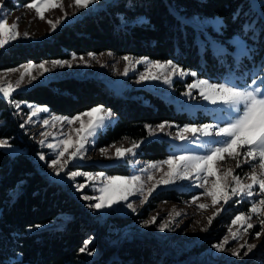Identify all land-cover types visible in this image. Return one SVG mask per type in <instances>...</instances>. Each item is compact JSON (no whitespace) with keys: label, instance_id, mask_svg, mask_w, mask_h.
Returning a JSON list of instances; mask_svg holds the SVG:
<instances>
[{"label":"trees","instance_id":"16d2710c","mask_svg":"<svg viewBox=\"0 0 264 264\" xmlns=\"http://www.w3.org/2000/svg\"><path fill=\"white\" fill-rule=\"evenodd\" d=\"M260 1L262 14L252 8L250 0H115L96 13L63 26L49 39L34 44L15 43L1 51L0 70L28 61L66 59L73 53L109 50L117 55L170 59L200 76L219 80L224 65L211 50L200 51L198 28L191 18L219 16L222 24L216 35L231 47L234 43L229 39L237 34L248 36L245 25L254 22L256 37L250 38L255 43V55L264 57V0ZM13 96L70 116L97 105L110 108L117 119L100 133L98 147L125 137L143 140L139 156L148 160L163 159L169 150L168 140L151 138L145 125L192 120L158 93L137 88L115 94L94 76L51 79ZM18 117L11 103L0 96V137L26 149L13 154L0 148V264H178L146 240L109 246L108 236L130 223L129 217L110 215L100 222L88 201L46 176L34 159L37 148L25 139ZM106 167L110 173L131 171L127 163ZM167 195L175 197L174 192ZM89 237L95 240L88 244V251L80 252ZM95 251L97 254L93 255Z\"/></svg>","mask_w":264,"mask_h":264},{"label":"rangeland","instance_id":"374dc122","mask_svg":"<svg viewBox=\"0 0 264 264\" xmlns=\"http://www.w3.org/2000/svg\"><path fill=\"white\" fill-rule=\"evenodd\" d=\"M115 0H94V3L89 5L86 9H78L74 6L73 0H63V8H56L45 13V19H39L34 10H30L25 7L26 4L30 3L31 0H4L3 7L0 8V17H6L9 25L13 23H18V30L21 33L19 38L11 41L3 48H0V52L7 49L15 43H38L52 37V35L65 25L72 24L73 22L85 17L88 14L96 13L100 9L104 8L108 4ZM252 8L257 10L260 14V0H250ZM65 11L68 13L67 17L62 20L61 24L57 26L55 31L51 29V26L47 23V20L55 21L58 18L64 16ZM19 18V20L17 19ZM194 25L198 28L197 30V43L201 52L204 50H211L219 60V63L224 65V70L222 76L219 80L213 77H203L198 75L197 71L191 68H180L184 70H191L197 73V77L187 75L184 77H174L173 83L171 85L163 83L160 81H140V73L145 71L147 67L145 64H133L128 65L126 61L122 59L125 55L131 56L133 60H137L142 57L147 56H135L131 54L117 55L112 51L105 50L101 52H88L85 54H77V59L73 60V54L66 59L72 62V67H55L52 68L51 61L57 59L45 60L48 61L46 65L51 70L49 72L40 74V69H33L32 74L37 76L35 81L28 83L27 81L30 77H25V82L21 85L19 89L12 93V99L17 102H26L27 104H33L37 106H46L42 104L32 103L28 101H20L14 98V94L17 91L25 90L33 87L37 83L48 82L51 79H56L68 75L76 76H94L104 81L106 86L111 89L115 94H123L125 92L130 93V91L137 88H145L151 90L152 92L158 93L163 96L166 100L173 103L175 109L179 111L186 112L190 117L191 121H186L184 123H179L175 121H168L173 124L172 128H166L165 132L157 133L151 136V138H164L168 140V150L169 155H179L186 151H196L203 154L206 149H200L199 144H194L191 142L180 141L175 137V133L178 131L176 125L183 127L185 124H204V123H221L222 120L228 117L226 111H222L219 106L211 105L206 101H203L199 97L198 90H193V97H187L184 93L187 91V85L192 83L195 79H208L214 83H236V84H247L251 85L252 79L259 77H264V57H259L255 55V43L250 37H256L255 23H247L245 25L246 33L248 36L234 35L231 42L234 43L233 47L222 40L216 35V32L221 30L222 19L219 16H202L191 18ZM213 28V29H211ZM253 29L254 31H250ZM27 32L28 36H24L23 33ZM258 51V50H257ZM89 53H95V58L89 55ZM84 57V60L88 63H84L79 59V57ZM149 58V57H148ZM150 60H157L151 59ZM170 60V59H168ZM159 61H167L160 60ZM172 61V60H171ZM29 62L40 64L42 62L28 61L20 64L17 67L9 69H18L21 65L27 64ZM177 64L176 62H174ZM178 65V64H177ZM126 66L130 67L128 75H123L124 68ZM9 69L0 70V78H3L4 82L12 81L13 83L19 78L20 72H9ZM23 71V69H20ZM259 85V80H257ZM1 97L2 94H0ZM13 112L19 116L21 119V124L25 127L22 131L25 133V139L32 142L37 148L34 151V159L38 164L40 170L48 176L50 179L56 182L62 183L67 189H69L75 195L82 198V195H99L98 191H93L92 188L86 187L83 192H78L74 188V183H83V177H77L76 181L73 182L70 178L66 176L55 177L53 174V169L48 167L51 159L55 158V150L47 148V143H56V138H66L61 135V133H67L70 128L75 129L80 126L79 122H75L73 125L69 126L67 124H61L60 122H55V127H45L42 124L43 119L50 118L53 116H64L72 117L70 115L59 114L53 112L49 109L48 113H40L37 117H34L31 122H28V115L30 109L25 103L20 104V108L17 109L14 104H11ZM100 106V105H97ZM103 106V105H102ZM96 107V106H94ZM105 109H110L103 106ZM93 108V107H92ZM91 109V108H90ZM88 109V110H90ZM85 110L83 112H86ZM112 111V110H111ZM113 112V111H112ZM82 113V112H81ZM80 114V113H78ZM75 114L73 116H76ZM87 120V117H84ZM117 119V115L113 112V116L110 122L106 123V126L102 128L95 136L94 143H89L86 145V154L84 159H78L70 162L68 165V171H83L99 173L104 172L107 176H130V175H141L142 179H147L148 172H143V169L148 167L150 162L161 161L160 160H148L146 158H141L139 156V148L136 150V155L133 157L131 155L124 159H117L114 156L116 147H131V140L125 139L110 145H104L98 147L100 141V133L104 131L109 125H113ZM1 122V120H0ZM165 122V121H163ZM162 123V122H161ZM160 124V123H159ZM158 125V124H157ZM156 126V125H155ZM153 126V127H155ZM21 129V127H20ZM42 132H52L54 136H50L46 140L44 146L39 144V141L43 139L40 135ZM171 132L173 135H168ZM73 139H75L74 132L72 133ZM55 137V138H54ZM0 139H7L2 138ZM209 138H202L203 141H207ZM12 145L11 149L2 148L10 153L17 154L20 151H26L21 147L13 144L10 139H7ZM115 145V147H112ZM107 148L109 150V157L104 156L100 149ZM37 150V151H36ZM74 151V148H69V152ZM44 153L46 159L40 160L39 153ZM67 155V154H66ZM129 164L131 171L128 174L121 173H110L106 166H113L119 164ZM88 164H96L99 166L97 169H89ZM223 167H235V161L229 160ZM106 167V168H105ZM163 171H167V165L163 166ZM250 171L248 165H244L242 168L236 169L235 174H242ZM157 179L163 174L162 171L152 170V173ZM211 179V178H210ZM250 182V181H245ZM97 186H101L99 181L95 182ZM152 182H148L147 186H150ZM175 193V197H169L167 193ZM202 192L196 184L191 181H178L176 184L168 186H159L149 197L147 203L141 204V197L139 195H134L129 198V202H134V206L137 208L136 212L124 207L123 204L113 206L112 209L103 210H93V214L96 220L103 222L110 215L129 217L130 223L124 227L117 228L113 235L108 236L107 243L109 246L122 247L135 243L137 240H146V242H151L155 245L157 250L169 254L171 257L175 258L178 264H264V233H261L259 238L255 236L256 232L261 231V225L258 222L256 215L252 216L251 223H253L254 228L249 229L247 234L243 233V229H240L242 234V239L232 240L230 239L229 244L226 248H236L239 244H243L247 241L249 244H255L257 247L253 249L251 253L244 256L243 253L247 249H241V256L236 257L231 254V252L217 251L213 245L218 244L223 241L225 236H230L228 229L231 226L232 231H236L240 226L231 225V220L240 212L248 213L251 207L252 200L245 199L239 203L235 202L234 198L229 201L228 204L223 205V211L215 217L208 231H202L201 229L207 226L208 217L213 214L215 207L211 206L210 197L201 196L198 203L209 204L210 207L205 210H199L195 204H192V198L197 196ZM89 203H95L96 201H88ZM216 207H220L217 205ZM173 208L176 211L182 213L181 216L175 218V222L172 224L170 229L161 231L158 227L164 219H167L169 213L172 212ZM152 216H158L156 224L145 226L143 221L149 220ZM61 221L60 224H64ZM199 221V223H197ZM114 228H112L113 230ZM94 237H89L87 241H94ZM204 248V250H202ZM195 249V251H194ZM199 251H198V250ZM97 254V251L93 255ZM184 259H181L183 258ZM250 257H254V260L249 261ZM34 264V263H28Z\"/></svg>","mask_w":264,"mask_h":264},{"label":"snow or ice","instance_id":"6c2138e0","mask_svg":"<svg viewBox=\"0 0 264 264\" xmlns=\"http://www.w3.org/2000/svg\"><path fill=\"white\" fill-rule=\"evenodd\" d=\"M4 0H0V8L3 7ZM94 0H73V4L78 9H86L93 4ZM26 8L34 10L36 16L44 20L45 13L56 9L63 8V0H31L25 5ZM68 13L65 11L64 16L53 20H47L51 29L55 31L62 20L67 17ZM19 20V18H17ZM21 33L18 30V23L8 24L6 17H0V48L11 41L19 38ZM28 36V33H23ZM95 58V53H89ZM73 60L77 57L72 56ZM84 63V57H79ZM129 66L133 64H145L147 67L145 71L140 73V81H160L171 85L174 77H184L191 75L197 77V73L191 70H184L179 65L171 60L159 61L150 60L148 57H142L133 60L131 56L125 55L122 57ZM48 61L40 64L29 62L23 64L18 69H9V72H20L19 78L15 83L12 81L4 82L0 78V94L9 103L14 104L17 109L20 108L21 103H25L30 109L28 115V122H31L34 117L40 113H48L47 106H37L27 104L26 102L14 101L12 93L19 89L25 82V77L30 79L27 81L31 83L37 79L33 75V69H40V74L43 75L51 69L47 67ZM52 68L55 67H72V62L69 60H53L51 61ZM126 66L123 75H128L130 67ZM23 69V71H20ZM264 71V68H261ZM259 80V85L257 84ZM193 90H198L199 97L203 101L211 105H217L222 111L228 113V117L222 120L221 123H204V124H185L183 127L176 125L178 131L175 137L180 141L191 142L199 144L200 149H206L203 154L196 151H186L179 155H169L166 159L161 161L150 162L143 172H148L147 179H142L141 175L130 176H107L104 172L92 173L83 171H68V165L78 159H84L86 154V145L94 143L97 133L110 122L113 112L111 109H105L102 105L91 108L86 112H82L76 116L64 117L53 116L43 119L42 124L45 127H55V122H60L62 125H73L79 122L78 128H70L67 133H61L66 138H56V143H47L46 140L50 136H54L52 132H42L40 135L44 137L39 141V144L47 148L55 150V158L51 159L48 167L53 169L55 177L66 176L73 182L77 177H83V183H74V188L78 192H83L86 187L92 188L93 191H98L99 195H82L85 201H96L89 203L88 207L94 210L112 209L113 206L123 204L127 209L133 212L137 211L134 202H129V198L134 195L141 197L140 203H147L149 197L159 186H168L176 184L178 181H191L199 189H202L199 195L192 198L191 203L195 204L199 210H205L210 207L206 203H198L201 196L210 197L211 206L215 207V211L208 217L207 226L201 230L207 232L213 220L223 211V205L228 204L234 198L235 202L239 203L245 199H251V207L248 213L240 212L232 220L231 225H239L240 227L234 232L230 226L228 232L230 236H225L223 241L213 245L219 251L231 252L233 256L240 257L241 249H247L243 255L247 256L257 247L255 244H249L245 241L239 244L236 248H226L230 239H242L240 229L247 234L249 229L254 228L251 219L256 215L258 222L261 225V231L256 232L255 236L259 238L261 233H264V77L252 79L251 85L236 84V83H214L208 79L197 78L192 83L187 85V91L184 93L187 97H193ZM87 117V120L84 119ZM25 127L24 124L20 125ZM171 122L165 121L155 127L152 125H145L148 135L153 136L158 132H165L166 128H172ZM75 134L73 139L72 133ZM168 135H173L171 132ZM55 138V137H54ZM202 138H209L202 142ZM127 139V137H125ZM144 141L133 140L131 147H116L114 156L117 159H124L127 156H135L136 150ZM0 147L11 149L12 145L7 139H0ZM115 147V145H112ZM69 148H74V151L69 152ZM101 153L109 157V150L101 148ZM67 154V155H66ZM39 159L45 160L44 153H39ZM235 161V167H223L227 161ZM167 165V171H163V166ZM248 165L250 171L235 174L236 169ZM152 170L162 171L163 174L157 179L152 173ZM211 178V179H210ZM99 181L101 186H97L95 182ZM250 181V182H245ZM148 182H152L150 186ZM220 205V207H216ZM180 211L173 208L169 213L167 219L158 225L161 231L170 229L175 222V218L181 216ZM158 216H152L149 220L143 221L145 226L156 224ZM199 223V221L197 222ZM36 227H40L37 225ZM86 241L84 246L79 249L80 252L88 251V244ZM91 255V252H89Z\"/></svg>","mask_w":264,"mask_h":264}]
</instances>
